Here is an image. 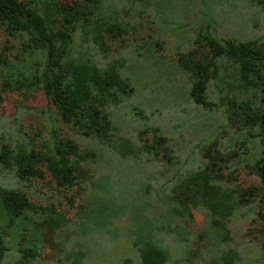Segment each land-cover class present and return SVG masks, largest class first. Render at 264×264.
<instances>
[{
  "label": "trees",
  "instance_id": "trees-1",
  "mask_svg": "<svg viewBox=\"0 0 264 264\" xmlns=\"http://www.w3.org/2000/svg\"><path fill=\"white\" fill-rule=\"evenodd\" d=\"M152 1L0 0V74L37 64V83L51 123L48 142L40 138L36 144L38 135L27 132L16 139L0 135V211L5 220L0 226V264H29L32 257L10 258L23 253L16 233L35 230L38 219L44 218L52 230L81 223L66 217L53 202L32 201L36 181L73 206L74 196L86 193L84 183L92 173L110 177L116 186L111 179L116 162L139 166L144 157L147 164L161 161L171 170L177 167L168 193H152L155 176H149L147 193L166 204L150 217L156 226L163 221L168 228L182 220L191 225L199 215L209 227L224 232L222 241L229 243L220 256L205 263L236 264L237 252L227 233L231 221L243 220L247 239L262 248L264 258V242L259 240H264V34L242 41L199 29L187 51L174 55L192 81L190 101L203 111L220 112L223 119L219 131L213 129L209 139L193 144L187 158L196 167H187L186 161H177V149L158 127L147 126L129 139L116 123V109L127 104L135 89L121 74L122 62L107 58V40L134 33L139 26L135 21L151 12ZM250 1L264 15V0ZM0 79L3 89L7 80L3 74ZM148 110V105L134 106L131 118H147ZM181 121L186 130L199 125L196 119ZM67 252L65 264L87 263L86 250L71 246ZM167 258L163 249L153 246L138 251L139 264H166Z\"/></svg>",
  "mask_w": 264,
  "mask_h": 264
},
{
  "label": "rangeland",
  "instance_id": "rangeland-1",
  "mask_svg": "<svg viewBox=\"0 0 264 264\" xmlns=\"http://www.w3.org/2000/svg\"><path fill=\"white\" fill-rule=\"evenodd\" d=\"M153 4L151 12L138 16L135 22L139 26L134 33L107 40V58L122 62L121 74L135 89L127 104L116 109V123L129 139L147 126L158 127L159 133L167 135L177 149V161L196 167L194 160L187 158L188 152L197 141L209 139L213 129L219 131L223 119L220 112L203 111L190 101L192 81L173 60L174 55L187 51L199 29L216 38L242 41L261 38L264 15L250 0H153ZM32 66H22L10 74L2 73L7 83L3 89L0 83L1 138L16 139L27 132L31 137L38 135L36 144L51 139L50 114L37 83L38 66ZM16 101L22 104V109L16 108ZM146 105L150 110L147 118H131L134 106L144 108ZM183 117L198 120L199 131L182 127ZM148 137L152 139L151 132ZM152 163L147 164L145 157L139 166L116 162L111 175L116 186L109 183L110 177L92 173L90 181L84 183L86 193L76 194L73 206L53 194L46 183L36 181L31 192L36 198L32 201L53 202L66 217L81 223L52 230L44 218L38 219L35 230L29 226L27 231L16 233L17 240L21 238L17 247L23 253L10 259L15 257L19 261L32 257L29 264H65L69 260L67 249L71 246L87 251L86 264H139L138 251L147 246L163 249L168 256L166 264H206L209 259L220 256L229 246L222 241L225 233L209 227L199 215L195 216L194 224L182 220L181 225L168 228L163 221L156 226L150 219L166 207L145 189L150 174L155 176L151 181L155 189L152 193L160 189L168 193L173 184L169 180L177 169L172 166L171 170V166L161 161ZM6 181L13 185L12 179ZM0 226H5L1 211ZM229 228L230 247L238 256L236 264H264V258L260 259L262 248L249 242L243 220L231 221ZM197 233L203 239L198 238ZM259 240L264 242L260 236ZM34 248L36 252L28 251Z\"/></svg>",
  "mask_w": 264,
  "mask_h": 264
}]
</instances>
